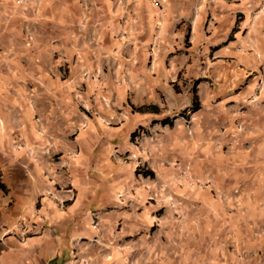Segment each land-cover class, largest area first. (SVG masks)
Instances as JSON below:
<instances>
[{
  "label": "crops",
  "instance_id": "crops-1",
  "mask_svg": "<svg viewBox=\"0 0 264 264\" xmlns=\"http://www.w3.org/2000/svg\"><path fill=\"white\" fill-rule=\"evenodd\" d=\"M18 1L0 264H264V0Z\"/></svg>",
  "mask_w": 264,
  "mask_h": 264
},
{
  "label": "built area",
  "instance_id": "built-area-1",
  "mask_svg": "<svg viewBox=\"0 0 264 264\" xmlns=\"http://www.w3.org/2000/svg\"><path fill=\"white\" fill-rule=\"evenodd\" d=\"M32 0H19L17 3H29ZM76 3L79 5V7L83 10V12L85 13L84 18H87L86 14L88 13L89 9L91 8V4L89 0H75ZM155 5L158 6V1L156 0L154 2ZM33 37L32 35L27 34V40L28 41H32ZM60 58H63L62 55H59ZM85 78L87 79L88 77L85 75ZM245 127L242 125V123L236 124L234 127V132L230 133V144L229 145H233L236 143V139L238 136L242 135V133H244ZM48 195L53 196L52 194H50L49 192H47ZM52 200L54 201L55 205L58 208H63L64 206V201L59 199L56 196L52 197ZM91 217H92V227L95 230L99 229V216L97 213H91Z\"/></svg>",
  "mask_w": 264,
  "mask_h": 264
},
{
  "label": "trees",
  "instance_id": "trees-1",
  "mask_svg": "<svg viewBox=\"0 0 264 264\" xmlns=\"http://www.w3.org/2000/svg\"><path fill=\"white\" fill-rule=\"evenodd\" d=\"M186 40V39H185ZM198 81H195V85L197 84ZM190 112L191 113H194L196 112L197 110H199L200 106L198 104V98L196 96V91L193 89V97H192V101H191V105H190ZM150 175H152V173L150 172L149 173Z\"/></svg>",
  "mask_w": 264,
  "mask_h": 264
},
{
  "label": "rangeland",
  "instance_id": "rangeland-1",
  "mask_svg": "<svg viewBox=\"0 0 264 264\" xmlns=\"http://www.w3.org/2000/svg\"><path fill=\"white\" fill-rule=\"evenodd\" d=\"M243 134V133H242ZM241 136V135H240ZM238 138V137H237Z\"/></svg>",
  "mask_w": 264,
  "mask_h": 264
}]
</instances>
